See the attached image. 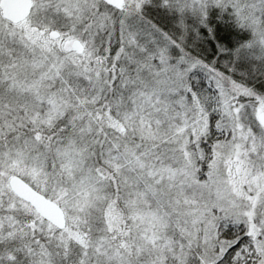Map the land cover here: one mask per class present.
Segmentation results:
<instances>
[{
    "label": "snow or ice",
    "instance_id": "1",
    "mask_svg": "<svg viewBox=\"0 0 264 264\" xmlns=\"http://www.w3.org/2000/svg\"><path fill=\"white\" fill-rule=\"evenodd\" d=\"M0 264H264V0H0Z\"/></svg>",
    "mask_w": 264,
    "mask_h": 264
},
{
    "label": "trees",
    "instance_id": "2",
    "mask_svg": "<svg viewBox=\"0 0 264 264\" xmlns=\"http://www.w3.org/2000/svg\"><path fill=\"white\" fill-rule=\"evenodd\" d=\"M218 16L219 11L217 9H212L210 11V25L214 28V35L216 37L212 46L209 47L205 53L210 57L213 53L215 44L219 43L226 48L232 49L248 38L246 33H242L235 28L227 15H225L223 19H218Z\"/></svg>",
    "mask_w": 264,
    "mask_h": 264
},
{
    "label": "rangeland",
    "instance_id": "3",
    "mask_svg": "<svg viewBox=\"0 0 264 264\" xmlns=\"http://www.w3.org/2000/svg\"><path fill=\"white\" fill-rule=\"evenodd\" d=\"M147 14L150 17H152V18H154V17L157 18L158 15L161 16V17L163 16V13L162 12H160L159 10H153L151 8L148 9Z\"/></svg>",
    "mask_w": 264,
    "mask_h": 264
}]
</instances>
